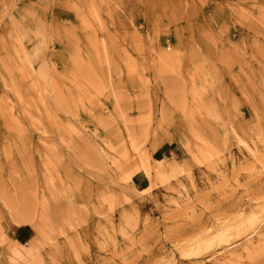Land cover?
I'll return each mask as SVG.
<instances>
[{"label":"rangeland","instance_id":"obj_1","mask_svg":"<svg viewBox=\"0 0 264 264\" xmlns=\"http://www.w3.org/2000/svg\"><path fill=\"white\" fill-rule=\"evenodd\" d=\"M148 1L0 0V264H264V0Z\"/></svg>","mask_w":264,"mask_h":264},{"label":"crops","instance_id":"obj_2","mask_svg":"<svg viewBox=\"0 0 264 264\" xmlns=\"http://www.w3.org/2000/svg\"><path fill=\"white\" fill-rule=\"evenodd\" d=\"M209 4H212V2H210ZM149 1L146 0V7L149 6ZM193 8V13H183L184 16H183V20L185 21H202L203 20V17H207V15H204L201 13V11L203 9H201L200 5L198 3H195V5L192 6ZM197 11V13H195L194 11ZM187 14V15H186ZM169 13L167 12H162L161 14L160 13H156L154 14L152 11L150 12L147 8V12L145 13V16L144 17H139L138 20H142L141 18H145V21L146 22H157V21H166V20H173V17L171 16ZM209 16V15H208ZM166 17L168 19H166ZM210 18V16H209ZM177 20H179V17L176 18ZM205 20V19H204ZM211 20V19H209ZM195 27V26H194ZM194 27H191L190 31L194 32V29L196 31V29H198V31L202 30V31H205V28H201L199 26H197L196 28ZM148 29H150V26L149 24H147V31H149ZM201 32V31H200ZM214 32V31H213ZM210 33L212 34V29H210ZM191 35L193 36L194 39H198V41H191V40H188V38L191 37ZM191 35L189 34L186 35L184 34L183 36L185 37L183 39V41H179L175 38H173V41H172V44L174 45V48L177 50V51H180L181 53H183V56L182 57H179L180 60L182 62H184V59L187 58L189 61H191L193 63V65L191 66L190 64H186V67H190L191 70H193V67H196V66H199V68L203 67V65L207 68V64H209L208 68L210 71H215L217 70V66L214 64V62H216L217 58H215V54L212 52V48H211V44L205 40H202V37L199 36L198 33H194ZM188 36V37H187ZM205 39V38H203ZM176 58L175 55H168V56H164V59L167 60L165 63L167 65H170L172 64L173 62H171L170 60H174ZM187 59L185 60L187 62ZM215 60V61H214ZM208 62V63H207ZM213 62V64H212ZM149 80L147 79H144V80H135V79H132V80H129V81H126L125 80V83H122L123 80L121 79H117L115 84L117 83L118 85H121V86H126V87H131V88H127L126 89V93H129L130 95L132 93H135L134 91V88L135 87H140V89H136V92H140V93H143L145 92V94H148V97L146 99V101H150L151 102L153 101L154 99V89H153V86L155 85L153 82H152V79L149 78ZM183 85V84H186V81L184 80L181 81L179 78H176V77H169L167 79H165L164 81V84L165 86H168L169 87H173L174 85ZM145 87V88H143ZM128 91V92H127ZM171 92H169V96H171V98H175V97H178V92H175L173 90V88L170 89ZM91 95L93 96V94L91 93ZM103 96V95H102ZM104 97V96H103ZM100 100V101H104L103 98L99 97L97 98L96 100ZM110 101L114 102L116 101L115 99H110ZM132 103H142L144 101L143 98L141 97H137V98H132ZM132 104V107H135L137 104ZM126 106V105H125ZM100 117V116H99ZM148 117V116H147ZM96 128H101V126H98ZM114 128V127H113ZM117 128V127H116ZM122 128V127H121ZM131 128H133L134 130H138V127L136 126H131ZM91 129H95L94 128H91ZM101 130V129H100ZM116 130V129H115ZM122 130V129H121ZM170 132V131H169ZM171 133H174V131L172 130ZM172 147V142H169V141H165L164 143H162L161 145L157 146V147H149L150 149V152L152 154V157H153V161H163V160H166V159H169V151H171V148ZM133 185L137 188H140V189H147L151 186V180L149 177H147V175H145L144 172H137L133 175Z\"/></svg>","mask_w":264,"mask_h":264}]
</instances>
